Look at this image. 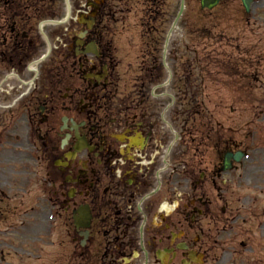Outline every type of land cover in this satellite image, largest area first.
I'll use <instances>...</instances> for the list:
<instances>
[{
    "label": "flooded vegetation",
    "instance_id": "af4514ba",
    "mask_svg": "<svg viewBox=\"0 0 264 264\" xmlns=\"http://www.w3.org/2000/svg\"><path fill=\"white\" fill-rule=\"evenodd\" d=\"M78 68L87 85L66 89L70 99L66 110L92 150L67 158L76 141L74 130L61 129L59 124L51 131L53 119L47 101L40 130L44 146L50 145L54 158L62 160L57 169L63 211L79 204L81 197L87 198L89 235L105 232L109 225V232L123 235L132 252H138L131 264H244L245 252L248 261L264 264V150L243 148L247 158L224 170L227 150L223 137L216 132L215 139L203 143L209 149H198L191 161L181 166L185 180L177 185H184L183 191L164 194L168 187L163 184L164 175L159 179L155 166V124L97 120L93 100L108 81L107 64L99 56L82 55ZM70 111L76 114L70 115ZM110 123L121 126L128 135L140 134L141 141L132 146L130 139H112ZM53 132L55 144H50ZM176 169L174 166L172 171ZM164 199L174 204L172 212L163 216L159 205Z\"/></svg>",
    "mask_w": 264,
    "mask_h": 264
},
{
    "label": "rangeland",
    "instance_id": "374dc122",
    "mask_svg": "<svg viewBox=\"0 0 264 264\" xmlns=\"http://www.w3.org/2000/svg\"><path fill=\"white\" fill-rule=\"evenodd\" d=\"M179 3L180 0L159 1V15L165 19L162 21L163 24L160 28L164 29V31H166L170 19H172L177 12ZM184 3L186 6L185 8L189 10L186 16H182L186 21L185 27L191 30H198L202 26L208 27L211 29V32L213 31L219 37V40L215 41L216 43L213 40L203 41V43L206 44L204 48L207 50V53L213 55L210 59H217L222 62V69H220L218 64L208 63L209 59H207V57L205 58L204 63L206 62L205 65H208L210 69V74L205 76V85L206 88L208 87L207 92L209 94V102L205 101V103L213 113V118L219 120L224 128H240L238 132L241 133L242 136H238V138H242L251 127L248 123V119L254 117V114H250L247 104H243V102H248L251 97H254V100L258 102L263 103L264 101V0H253L250 15L247 17L244 15L240 6V0H224L220 7H216L208 13H200L199 0H185ZM139 5L140 4L131 6L125 5L126 8H124L123 11L128 9V14L130 13L129 16H131L132 12L139 13ZM126 13L125 11L123 15L126 16ZM131 19L133 18H130V20ZM200 29L207 31L203 27ZM138 31L132 28V37L136 38ZM175 37L180 38L182 36L180 34L175 35L173 32L170 39ZM171 44L172 42L167 48L168 51L172 49ZM200 46H202V44ZM179 53L183 52L181 51ZM182 55H184V53ZM167 62H169L168 55ZM176 64H168L167 66L170 65L169 71H166V69L162 70L161 82L168 78L169 72L172 73L171 68L173 65L177 67L175 69L176 77L171 76V79L164 87H156V92L161 93V91L164 90L167 92L165 94L166 96H168V93L178 92L174 90L178 87L174 88L172 86V81L177 78L179 74L182 75V73H186V71L178 66V64L184 66L183 62H176ZM229 69H234L232 70L233 74L231 76L222 73V71L225 72ZM241 71L254 73L255 75V87L250 93L239 90L238 85L232 83ZM202 75H206V73L204 72ZM198 76L199 74L197 73L195 75L197 80H194L193 85L197 84L196 82L199 83ZM215 77H217V82L213 80ZM221 80L223 82H221ZM179 81L183 84L182 77ZM178 85L180 84L177 83V86ZM162 99L168 100L167 97ZM0 101H2V99ZM255 112L257 113L258 111ZM254 122V129L260 127L263 123L256 120ZM18 125L19 123L15 126L16 131H19ZM20 128L22 129V127ZM261 132L264 134L262 129ZM14 167L15 168H7L0 173V182L3 185L1 189H4L7 193H9L8 188L13 189L12 186L16 180L20 182L24 177L28 178L33 175L32 172H23L16 161ZM31 169L34 171L36 168L32 165ZM13 171H15V173ZM34 176L36 177H32L31 180L32 193L27 199L29 198V203L31 202V204L34 205L35 203L34 209L37 206L39 210L42 206V191L40 190L39 179L43 181V174L40 170ZM4 182L9 184H5ZM25 183L29 182L25 181ZM13 219L14 216L9 218V220ZM50 221L51 225L49 227ZM50 221L47 219L41 220L39 214H35V211H33L27 219V226L24 229H21L15 234L11 231V234L8 233L5 237L6 243L3 244V248H5L4 255L7 257L3 261L0 260V264H60V260L58 256H56V253L59 255L58 238L60 234L62 235L61 231H64V228H62L59 219H53L52 217ZM51 229H53V231H50ZM63 234L65 235V233ZM39 236H41L42 239H39ZM0 237H2V235H0ZM8 239L14 242H9ZM48 241H51L53 245H46ZM8 249H10V251H19L17 253L23 252L24 257L19 258L11 253L9 254L6 252ZM42 254L43 258L35 259L36 256ZM64 254H66V251H64ZM28 255H31L32 258H28Z\"/></svg>",
    "mask_w": 264,
    "mask_h": 264
},
{
    "label": "trees",
    "instance_id": "16d2710c",
    "mask_svg": "<svg viewBox=\"0 0 264 264\" xmlns=\"http://www.w3.org/2000/svg\"><path fill=\"white\" fill-rule=\"evenodd\" d=\"M25 1H30V0H25ZM21 2L22 0H13L12 1V7H13V11H12V15L13 16H21L22 15V10H21ZM33 13H34V10H33Z\"/></svg>",
    "mask_w": 264,
    "mask_h": 264
},
{
    "label": "water",
    "instance_id": "95a60500",
    "mask_svg": "<svg viewBox=\"0 0 264 264\" xmlns=\"http://www.w3.org/2000/svg\"><path fill=\"white\" fill-rule=\"evenodd\" d=\"M218 0H201V6L204 7H208L211 8L213 5H215L217 3ZM243 1V5L245 6L246 10L249 9V3L251 0H242Z\"/></svg>",
    "mask_w": 264,
    "mask_h": 264
}]
</instances>
